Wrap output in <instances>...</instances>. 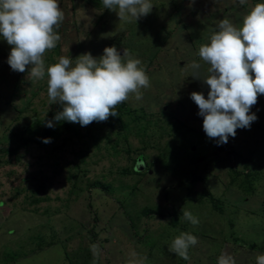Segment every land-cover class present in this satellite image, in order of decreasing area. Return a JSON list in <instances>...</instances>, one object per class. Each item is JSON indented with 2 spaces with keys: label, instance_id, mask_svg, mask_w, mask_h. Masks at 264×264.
<instances>
[{
  "label": "rangeland",
  "instance_id": "obj_1",
  "mask_svg": "<svg viewBox=\"0 0 264 264\" xmlns=\"http://www.w3.org/2000/svg\"><path fill=\"white\" fill-rule=\"evenodd\" d=\"M257 2L151 0L150 14L124 22L102 0H58L61 39L46 65L115 46L140 59L151 80L142 99L131 96L118 116L93 124L94 138L79 123L54 120L63 109L49 103L47 76L33 82L27 70L13 71L11 46L0 39V264H93V243L102 249L96 264H216L223 252L256 264L264 254V95L251 127L218 146L190 96L207 98L209 87L190 65L207 76L200 46L222 19L240 26ZM36 196L49 199L33 205ZM181 232L198 239L188 261L168 251Z\"/></svg>",
  "mask_w": 264,
  "mask_h": 264
},
{
  "label": "clouds",
  "instance_id": "obj_2",
  "mask_svg": "<svg viewBox=\"0 0 264 264\" xmlns=\"http://www.w3.org/2000/svg\"><path fill=\"white\" fill-rule=\"evenodd\" d=\"M244 5L247 0H238ZM104 9L115 11L120 21L137 22L151 13V0H102ZM64 20L58 0H0V39L11 46L7 63L13 71L24 73L33 82L47 76V95L50 105L58 103L62 111L54 120L88 126L118 116L117 107L135 96L143 98L142 89L151 87V80L142 61L123 54L115 47H105L103 55L93 57L90 52L75 59L58 57V62L46 65L45 54L56 48L61 36L57 32ZM70 47V45H69ZM198 55L209 67L208 75L200 78L201 64L190 65L192 76L209 87L207 98L192 92L191 99L203 117L207 137L217 145L235 137L237 129H247L257 120L251 108L258 95H264V0L255 3L244 15L242 24L222 19L209 42L200 46ZM30 66V69L28 68ZM54 127L53 121H46ZM44 143H50L46 138ZM183 218L192 225L198 217L184 210ZM198 243L195 235L181 232L168 246V251L185 261L190 260L189 249ZM93 264L102 255L98 244H91ZM256 264H264V254L256 256ZM216 264H236L234 256L221 253Z\"/></svg>",
  "mask_w": 264,
  "mask_h": 264
},
{
  "label": "trees",
  "instance_id": "obj_3",
  "mask_svg": "<svg viewBox=\"0 0 264 264\" xmlns=\"http://www.w3.org/2000/svg\"><path fill=\"white\" fill-rule=\"evenodd\" d=\"M111 117V116H110ZM109 117V118H110ZM120 120V119H119ZM120 122H121V125H122V127H125L126 129H127V125H126V123L124 122V121H121L120 120ZM94 123H96V122H92L90 125H88V126H81L80 124V127H85L88 131H90V133L87 135L88 137L87 138H94V137H96V135H97V133H95L94 131H91L92 129H93V124ZM73 127H74V129H75V131H77V132H79L80 131V129L76 126V125H73ZM179 128H180V126H175L174 127V129L175 130H179ZM96 130H98V129H96ZM78 135H81V134H79L78 133ZM82 136H79L78 138H81ZM45 138H52V137H45ZM124 139L126 140V139H128V137H124ZM116 140H120L119 138H117ZM44 141V140H43ZM43 141H41L40 142V147H42V148H46V147H48V143H44ZM96 143H98V142H96ZM98 145V144H97ZM16 154H17V156H18V158H20V155H19V151H18V149L16 150ZM81 167H77V171H76V173L78 174V173H83V174H85L86 172H87V170H86V168L85 169H80ZM252 174V173H251ZM75 175V174H74ZM26 179H29V177H27ZM32 183V182H31ZM72 189L74 188V191L72 190V191H70L71 192V194H73V193H75V191H76V189H77V187H78V185H77V182L76 183H73L72 184ZM205 195H206V192H205ZM206 197H207V195H206ZM209 197H211V199H213V201H214V198L211 196V193H209ZM45 199H49V197H43V198H40L39 196L37 197H33V200H32V203H33V205H34V202L35 203H39L40 201H43V200H45ZM31 202V201H30ZM214 202H216V201H214ZM39 209V207H37V208H35V210H38ZM50 210V209H49ZM96 221V218L94 217V219H93V222H95Z\"/></svg>",
  "mask_w": 264,
  "mask_h": 264
}]
</instances>
